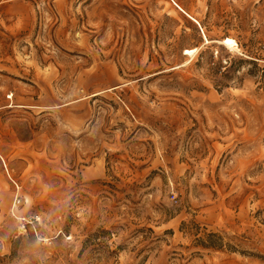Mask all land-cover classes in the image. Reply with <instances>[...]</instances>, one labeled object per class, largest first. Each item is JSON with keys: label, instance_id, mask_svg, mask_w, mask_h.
<instances>
[{"label": "rangeland", "instance_id": "obj_1", "mask_svg": "<svg viewBox=\"0 0 264 264\" xmlns=\"http://www.w3.org/2000/svg\"><path fill=\"white\" fill-rule=\"evenodd\" d=\"M0 264H264V0H0Z\"/></svg>", "mask_w": 264, "mask_h": 264}, {"label": "bare ground", "instance_id": "obj_2", "mask_svg": "<svg viewBox=\"0 0 264 264\" xmlns=\"http://www.w3.org/2000/svg\"><path fill=\"white\" fill-rule=\"evenodd\" d=\"M224 42L229 46V47H233V45L235 44V42H234V40L233 39H231V38H226L225 40H224ZM187 52H186V54H190L191 56L194 54V52H196L197 51V49L196 48H190V49H187L186 50Z\"/></svg>", "mask_w": 264, "mask_h": 264}, {"label": "trees", "instance_id": "obj_3", "mask_svg": "<svg viewBox=\"0 0 264 264\" xmlns=\"http://www.w3.org/2000/svg\"><path fill=\"white\" fill-rule=\"evenodd\" d=\"M208 236H209L210 238H212V237H216V235L213 234V233L209 234Z\"/></svg>", "mask_w": 264, "mask_h": 264}]
</instances>
